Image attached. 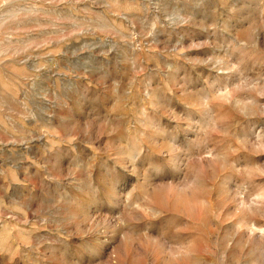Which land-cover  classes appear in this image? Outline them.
<instances>
[{"label": "rangeland", "instance_id": "rangeland-1", "mask_svg": "<svg viewBox=\"0 0 264 264\" xmlns=\"http://www.w3.org/2000/svg\"><path fill=\"white\" fill-rule=\"evenodd\" d=\"M0 264H264V0H0Z\"/></svg>", "mask_w": 264, "mask_h": 264}]
</instances>
